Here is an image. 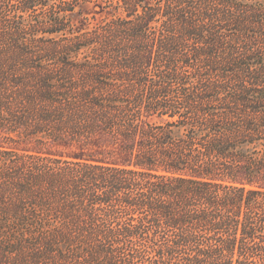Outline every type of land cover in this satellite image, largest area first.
<instances>
[{
  "label": "trees",
  "instance_id": "trees-1",
  "mask_svg": "<svg viewBox=\"0 0 264 264\" xmlns=\"http://www.w3.org/2000/svg\"><path fill=\"white\" fill-rule=\"evenodd\" d=\"M96 1L0 0V264H264V0Z\"/></svg>",
  "mask_w": 264,
  "mask_h": 264
},
{
  "label": "rangeland",
  "instance_id": "rangeland-1",
  "mask_svg": "<svg viewBox=\"0 0 264 264\" xmlns=\"http://www.w3.org/2000/svg\"><path fill=\"white\" fill-rule=\"evenodd\" d=\"M107 0H97L94 3L85 4L82 3L78 10L72 15V20L76 26L79 28L86 27L91 20L92 24H95L93 19H96L98 22L103 20L106 17H110L111 8H106ZM86 19L89 21L86 22ZM91 27V26H89ZM55 150H58L55 148Z\"/></svg>",
  "mask_w": 264,
  "mask_h": 264
}]
</instances>
